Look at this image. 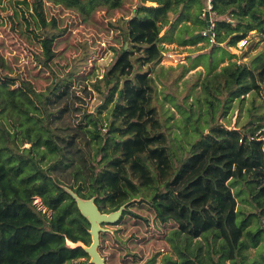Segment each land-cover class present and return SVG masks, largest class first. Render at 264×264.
<instances>
[{"label":"trees","instance_id":"1","mask_svg":"<svg viewBox=\"0 0 264 264\" xmlns=\"http://www.w3.org/2000/svg\"><path fill=\"white\" fill-rule=\"evenodd\" d=\"M48 1L83 13L101 3L118 9L124 2ZM151 1L157 4L140 1L123 22L127 45L109 67L105 88L95 84L107 101L117 95L107 123L95 113L81 114L83 104L78 102L82 98L73 91L72 79L51 83L47 91H38L28 80L15 88L6 79L0 80V264H80L78 259L89 256L82 246L67 243L90 244L91 236L88 219L66 187L83 198L95 196L103 212L118 210L143 196L156 218L174 226V232L185 239L183 246L174 243L178 258L166 256L163 264H226V260L245 264V250L262 238L263 226L249 228L257 213L242 215L237 200L240 191L235 192L234 186L246 183L252 201L264 214V100L260 107L253 101L246 109L248 121L240 128L219 123L217 114L220 110L226 114L235 103L243 106L248 93L264 98V56L255 55L250 63L230 59L219 70H209L201 83L203 95L195 101L199 114L202 105L205 112L192 120L196 111L186 115L191 132L186 130V153L175 164L177 155L154 105V78L142 68L163 56L160 42L168 36L161 31L169 22V13L197 0ZM44 4L45 0H35L33 9L42 34L38 59L49 65L56 56L55 41L66 28L58 27L57 17L48 19ZM212 12L214 51H224L223 43L236 46L252 30L264 36V0H213ZM198 22L204 25L201 31L207 28L204 16L199 14ZM202 38L207 37L183 42L195 44ZM228 55L235 57L229 51ZM13 99L27 109L16 107ZM32 105L43 111L33 112ZM4 112L6 121L11 117L13 125L17 122L25 127L29 147L15 149L20 132H11L2 121ZM32 131L37 132L35 136ZM42 136L44 150L39 148ZM36 197H41L51 214L39 208ZM128 212L126 208L123 214ZM106 235L103 232L101 239ZM202 238L209 241L206 251Z\"/></svg>","mask_w":264,"mask_h":264},{"label":"rangeland","instance_id":"2","mask_svg":"<svg viewBox=\"0 0 264 264\" xmlns=\"http://www.w3.org/2000/svg\"><path fill=\"white\" fill-rule=\"evenodd\" d=\"M34 1L0 0V80L6 79L11 83L12 88L22 86V81L28 80L38 91H47L51 83L72 79L73 91L82 98V101L78 102L83 104L81 114L83 115L86 111L95 113L107 123V118L112 117L117 95L115 94L112 101H107L104 93L97 90L95 84H101L105 88V75L116 61L119 50L127 44L122 36L123 22L143 0H124L123 5L118 9H110L108 5L101 3L89 13L45 0L44 10L48 19L55 16L58 27L66 28L64 34L55 41L56 56L49 65L40 63L38 59V56H42L43 48L41 27L36 21L37 14L33 9ZM201 3L203 4V1L197 0L185 10H183L184 5L176 12H172L174 26L169 25L171 12L169 13V22L163 26L161 35L167 31L174 41H161L162 58L142 68V71H150L154 78L156 87L154 105L162 121V130L169 137L168 144L177 155L174 159L175 164H178V159L186 153L187 139L184 134L187 129L188 133L191 132V120L199 114V105L195 101L203 95L201 83L209 70H219L230 59L250 63L255 55L259 54L258 57L261 58L264 56V36L255 30H252L245 38L244 45L241 41L236 46H227L223 43L224 51H214L215 43L210 42L208 38H202V41L196 45L181 44L192 37L189 34L204 26L198 22L199 14L202 16ZM146 4L156 5L157 3L146 0ZM213 19H215L214 15ZM228 51L235 54V57L230 58ZM213 64H216L215 68ZM225 97L226 94L223 99ZM263 100L260 94L248 93L243 106L235 103L226 114L220 110L217 121L228 128H240L242 122L248 121L246 109L254 103L260 107ZM16 101L12 100L16 107L27 109L26 105ZM34 105L30 107L34 110L33 112L43 111L37 110ZM192 110L196 111V114L191 120H186V115L192 113ZM204 112L205 105H202L200 113L204 114ZM262 112L264 115V110ZM8 118L10 120L6 121V112H4L2 121H5L11 132L15 133V130L20 132L15 139V149L22 151L24 147L30 146V143L25 141L27 136V133L23 131L25 127L21 128L17 122L13 125L12 118ZM201 119L203 120L202 117ZM261 122L264 123V116ZM201 123H204V120ZM17 125H19L18 129H16ZM205 131L208 132L209 129ZM30 133L35 136L37 132ZM43 141L44 136L39 144L41 150L47 148ZM77 186L78 183L75 184V187ZM234 190L240 191L237 200L238 209L242 211V215L257 213V216L251 217L249 228L264 227L262 208L252 201L254 198L248 185L237 182ZM254 191H257V188ZM143 199V196H140L134 198L131 203H125L123 213L126 208L130 212L122 213L121 220L119 219L116 223L102 225L107 229L105 233L109 235L101 239L99 252L106 258L108 264H163L166 256L178 258L174 243L183 246L184 236L174 232V226L171 224H164L158 220ZM35 202L39 208L51 214L52 210H48L42 204L41 197H36ZM261 237L256 245L250 244L245 250L248 258L245 264H252L254 261L255 264H264L262 260L264 232ZM200 241L204 245L203 250L206 251L209 241L203 238ZM219 243L220 240L217 239L215 244L219 246ZM153 257L154 260H152ZM77 262L91 264L90 256L82 257ZM226 264L234 263L226 260Z\"/></svg>","mask_w":264,"mask_h":264},{"label":"water","instance_id":"3","mask_svg":"<svg viewBox=\"0 0 264 264\" xmlns=\"http://www.w3.org/2000/svg\"><path fill=\"white\" fill-rule=\"evenodd\" d=\"M206 20L208 25H210V11L206 13ZM202 32H197L193 35V38L200 37ZM127 45V44H126ZM67 190L71 193V195L75 198L77 206L80 212L88 219L90 223L89 233L91 236L90 244H86L85 242L79 240L78 245L82 246L84 250L90 256V263L92 264H108L107 260L102 254L99 252V245L101 243V234L105 232L107 229L102 225L105 223H115L117 222L122 213H123V205L115 211L111 212H103L96 203V197L93 196L91 198H83L73 189L66 187Z\"/></svg>","mask_w":264,"mask_h":264},{"label":"built area","instance_id":"4","mask_svg":"<svg viewBox=\"0 0 264 264\" xmlns=\"http://www.w3.org/2000/svg\"><path fill=\"white\" fill-rule=\"evenodd\" d=\"M212 8H213V0H204V6L202 8V16L206 17V13L208 11H210V13H211V16H210L211 23H210V25H208L207 28L203 29L201 32H202V35L207 37L210 42L216 43V34H215V31H214L215 23H214V20H213V17H212L214 12H212ZM241 43L244 45L246 43V39L241 40Z\"/></svg>","mask_w":264,"mask_h":264},{"label":"crops","instance_id":"5","mask_svg":"<svg viewBox=\"0 0 264 264\" xmlns=\"http://www.w3.org/2000/svg\"><path fill=\"white\" fill-rule=\"evenodd\" d=\"M186 7H187V6L185 5V6L183 7V10H185ZM181 10H182V9H181ZM183 10H182V12H184ZM213 15H214V14H213ZM213 15H212V17H213ZM172 16H174V15H173V13L171 12V16H170L171 19H170V24H169L170 26H174V21L172 20ZM180 17H181V16H180ZM171 20H172V21H171ZM189 24H190V22H189ZM179 25L181 26V24H179ZM207 27H208V23H207ZM167 30H168V29H167ZM199 31L201 32V30H196V31H194V32H192V33H194L193 35H195V34H196L197 32H199ZM166 35L168 36V38H166V39L164 38V40H169L170 42L174 41L173 37H172V36H169V33H168L167 31L165 32V34H164L163 36H166ZM189 35H191V34H189ZM193 35H192L191 38H193ZM188 37H189V36H188ZM164 40H163V41H164ZM198 43H199V42H198ZM198 43L190 44V43H184V42H181V44H184V45H187V46H189L188 44H190V45H196V44H198Z\"/></svg>","mask_w":264,"mask_h":264},{"label":"bare ground","instance_id":"6","mask_svg":"<svg viewBox=\"0 0 264 264\" xmlns=\"http://www.w3.org/2000/svg\"><path fill=\"white\" fill-rule=\"evenodd\" d=\"M69 242L68 243H71L73 246H76V245H78V243L79 242H73V241H71V240H68Z\"/></svg>","mask_w":264,"mask_h":264},{"label":"clouds","instance_id":"7","mask_svg":"<svg viewBox=\"0 0 264 264\" xmlns=\"http://www.w3.org/2000/svg\"><path fill=\"white\" fill-rule=\"evenodd\" d=\"M203 2H204V0H203ZM204 6V5H203ZM203 8V7H202ZM201 13H202V11H201ZM210 16H211V13H210ZM206 18V17H205Z\"/></svg>","mask_w":264,"mask_h":264}]
</instances>
